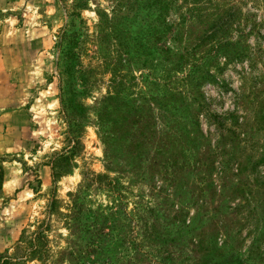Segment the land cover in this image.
Returning a JSON list of instances; mask_svg holds the SVG:
<instances>
[{"label": "trees", "instance_id": "1", "mask_svg": "<svg viewBox=\"0 0 264 264\" xmlns=\"http://www.w3.org/2000/svg\"><path fill=\"white\" fill-rule=\"evenodd\" d=\"M108 1H111L110 14L102 12L98 17L100 32L104 33L100 41L108 38L109 46L96 53L111 78L106 95L93 107L102 131L99 136L104 145L106 169L105 173L93 175L91 183L69 194L67 211L61 214L69 233L58 261L251 264L239 259L237 242L235 246L228 244V240L218 244L219 234L230 236L225 220L219 218L220 211L229 208L225 204L213 205L216 187L212 174L218 163L221 188L228 192V200L239 196L248 202L247 175L264 164V155L248 169L247 163L236 156L242 142L236 116L227 117L230 120L227 126L226 119L208 110L199 91L202 84L214 80L211 68L222 71L216 64L219 58H224L227 66L248 55L243 32L238 39H231L235 25L236 29L237 25H249L250 21L255 26L254 20L239 14L238 5L244 0ZM249 1L264 4V0ZM88 5L89 0L73 1L68 14L70 29L62 31L57 42L62 105L79 128L86 116L83 100L95 85L92 71L81 61L83 52L88 50L84 46L87 37L84 26L76 27L74 23ZM171 13L175 18L169 22L167 17ZM133 26L138 28L135 33ZM133 70H148L136 92L135 85L139 84L134 82ZM184 72L185 76L179 78ZM193 105L197 110H193ZM199 115L218 132L212 148L200 130ZM154 118L183 120L174 119L168 122V128L160 130ZM73 142L71 151L54 160L53 177L68 172L71 154L78 145L77 140ZM199 148L203 150L200 152ZM234 165L236 172H232ZM190 174L194 183L187 188ZM156 178L165 181L166 186L154 192ZM234 178H238L236 183ZM92 182L113 196L110 205L95 209L84 205L85 193ZM137 185L146 186L147 193L133 195L130 188ZM129 196L134 200L128 210ZM56 203L52 201L50 212L56 211ZM189 209L194 210L190 220ZM44 231L38 228L28 238H20L19 253L13 259H21L22 263L44 262L49 256ZM0 261L9 264L11 259L0 257Z\"/></svg>", "mask_w": 264, "mask_h": 264}, {"label": "rangeland", "instance_id": "2", "mask_svg": "<svg viewBox=\"0 0 264 264\" xmlns=\"http://www.w3.org/2000/svg\"><path fill=\"white\" fill-rule=\"evenodd\" d=\"M73 1L0 0V257L11 259L9 264H68L58 261L69 233L61 214L67 211L69 194L91 183L93 175L105 173L106 169L104 145L99 136L102 131L97 126L93 107L106 95L110 84V72L101 65L96 52L109 46L108 38L100 41L104 33L100 32L98 13L110 14L111 1L89 0V5L74 21L76 27L84 26L87 35L84 46L88 50L83 52L81 61L95 78L90 95L83 100L86 116L82 128L76 126L74 117L67 115L62 105L57 47L59 34L70 29L68 14ZM238 6L241 16L255 21V26L250 21L249 25H237L236 29L235 25L231 35V39L236 40L243 32L248 55L227 66H224V58H219L216 64L222 71L211 68L214 80L202 84L199 91L208 110L226 119L227 126L230 124L227 117L236 116L239 123L236 129L242 141L236 156L247 163L249 169L252 162L264 155V4L244 0ZM174 18L171 13L167 20L172 22ZM137 29L133 26L132 33ZM147 73L148 70L131 72L134 82L139 84L135 85V92ZM185 74H180L179 78ZM151 81L156 82L153 78ZM192 108L197 110L196 105ZM174 119L180 118H154L156 128L165 130ZM198 121L212 148L218 140V132L204 116L199 115ZM74 139L78 145L71 154L68 172L53 177L54 160L71 151ZM202 150L199 148L200 152ZM235 166L232 172H236ZM215 167L213 205L225 204L229 208L220 211L219 218L225 220L230 236L222 232L218 244L228 240V244L235 246L237 242L241 261L264 264V164L247 175L248 202L239 196L228 200V192L221 188L220 165L216 163ZM237 181L238 178L233 179L234 183ZM154 183V192L166 186L160 178ZM193 183L194 177L190 174L187 188ZM145 187L133 186L130 191L136 196L144 195ZM223 193L226 195L221 196ZM85 195L84 205L91 209L108 206L113 199L106 188H98L93 182ZM54 200L56 211L50 212ZM127 200L129 210L134 198L129 196ZM189 213L190 220L194 210L189 209ZM38 228L45 229L48 258L44 262L24 263L13 259L19 253L20 238H28ZM252 248L251 258H248Z\"/></svg>", "mask_w": 264, "mask_h": 264}]
</instances>
